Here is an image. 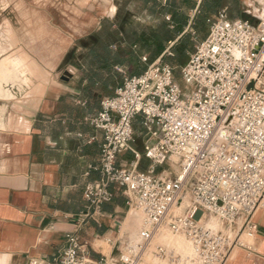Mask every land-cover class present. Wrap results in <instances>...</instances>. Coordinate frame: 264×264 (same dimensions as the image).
I'll return each mask as SVG.
<instances>
[{
    "label": "built area",
    "instance_id": "obj_1",
    "mask_svg": "<svg viewBox=\"0 0 264 264\" xmlns=\"http://www.w3.org/2000/svg\"><path fill=\"white\" fill-rule=\"evenodd\" d=\"M181 72L192 84L186 94L161 56L142 74L125 76L88 118L103 132V142L97 164L90 166L99 178L85 185L79 219L96 220L119 193L142 217L139 241L128 240L113 264H145L148 253L182 261L175 249L155 243L165 228L190 241L193 254L184 259L189 264H225L233 243L246 244L230 243L204 221L209 216L231 226L243 217L253 231L252 216L264 204V20L256 24L221 12ZM138 116L155 140L145 142L142 153L133 146ZM125 152L133 157L127 167L118 162ZM142 156L151 161L146 171L139 169ZM167 162L179 164L173 177L159 170ZM66 242L53 261L33 256L27 264H110L94 257L79 234L69 233Z\"/></svg>",
    "mask_w": 264,
    "mask_h": 264
},
{
    "label": "crops",
    "instance_id": "obj_2",
    "mask_svg": "<svg viewBox=\"0 0 264 264\" xmlns=\"http://www.w3.org/2000/svg\"><path fill=\"white\" fill-rule=\"evenodd\" d=\"M248 1L242 0L244 9L252 5ZM44 29L49 36L54 30L49 24ZM20 34L15 30V37ZM20 45L31 61L29 44ZM67 49L52 52L53 57L44 62V78L34 84H3L11 95L0 96V264H27L33 256L53 261L66 248L69 233L87 240L94 257L114 263L130 237L124 220L127 197L122 193L102 206L96 220L79 219L85 212V185L99 178L90 166L97 164L103 142V132L88 118L122 83L114 80L108 90L102 84L85 90L89 82L80 68L81 59L58 73ZM134 125L133 146L142 153L144 143L155 140L146 134L141 116ZM132 160L131 153L118 157L125 167ZM150 164L142 156L139 169L146 171ZM135 219L142 225L140 215ZM252 222L253 231L245 227L243 217L231 226L224 224L230 243L240 239L246 244L233 243L225 264H264V204L254 212ZM137 235L133 231L131 240Z\"/></svg>",
    "mask_w": 264,
    "mask_h": 264
},
{
    "label": "rangeland",
    "instance_id": "obj_3",
    "mask_svg": "<svg viewBox=\"0 0 264 264\" xmlns=\"http://www.w3.org/2000/svg\"><path fill=\"white\" fill-rule=\"evenodd\" d=\"M249 4L252 5L244 9L241 0V14L235 18L249 19L258 24L264 20L261 18L264 16V0H250ZM114 7L116 10L112 14ZM118 13L123 14L126 24L136 25L149 34L158 29L159 20L149 16L138 2L132 0H0V96L11 95L10 89L3 84L21 81L30 86L37 79L44 78V62L53 57L52 52L55 50L68 48L66 54L61 55L63 65L58 73H62L66 66L82 58L84 47L91 44V35L102 27L103 21H115ZM226 13L231 19V13ZM45 22L54 29L53 32L51 30L50 36L44 32V26L47 25ZM17 29L21 34L15 37ZM25 29L27 36L24 34ZM198 40L193 36V42ZM24 41L29 44L27 51L32 53L31 61L20 45V42ZM14 42L18 45L15 46ZM54 56L57 57L56 54ZM187 61L176 67V78L185 94L192 87L181 72ZM161 170L166 171L165 175L173 177L179 171V164L167 162ZM189 187L186 190L187 196ZM175 211L181 213L182 209ZM139 215L129 207L124 213L130 235L128 240L132 239L133 231L138 234L134 240H139L142 225L135 219V216ZM205 221L209 227L225 234L226 226L223 222L209 216ZM164 230L162 235L155 239V243L175 249L183 257L180 264H189L184 259L192 253L190 243L183 236L174 235L167 228ZM180 261L160 260L154 258L151 253L145 258V264H178Z\"/></svg>",
    "mask_w": 264,
    "mask_h": 264
},
{
    "label": "trees",
    "instance_id": "obj_4",
    "mask_svg": "<svg viewBox=\"0 0 264 264\" xmlns=\"http://www.w3.org/2000/svg\"><path fill=\"white\" fill-rule=\"evenodd\" d=\"M132 1L159 20L158 29L149 34L136 25L126 24L122 13L115 21L104 20L82 54L80 68L89 82L85 90L100 84L108 90L112 81L121 84L125 76L142 74L161 56L176 74V67L188 60L196 44L206 38L212 20L223 11L230 12L231 19L241 14V0H202L195 12L197 0ZM193 36L199 40L193 42ZM143 55H147L148 61L142 60ZM116 66L125 71L120 72Z\"/></svg>",
    "mask_w": 264,
    "mask_h": 264
},
{
    "label": "bare ground",
    "instance_id": "obj_5",
    "mask_svg": "<svg viewBox=\"0 0 264 264\" xmlns=\"http://www.w3.org/2000/svg\"><path fill=\"white\" fill-rule=\"evenodd\" d=\"M115 10H116V7H114V9L112 10V14H114L115 13ZM261 18H263L264 19V17H261ZM184 205L185 204H183L182 205V207H180V208H178V210H181V209H183V207H184ZM178 213V212H177ZM207 225H208V223H207V221H204ZM165 230H162L161 231V233H159L157 236H156V238L155 239H157L159 236H161L162 235V233L164 232ZM184 237V236H183ZM189 243H190V241L186 238V237H184ZM168 239V238H167ZM169 240V239H168ZM132 241H134V242H137V241H139V240H132ZM175 241V240H174ZM174 245V244H173ZM181 245V244H180ZM190 246H191V243H190ZM191 249H192V246H191ZM184 251H186L185 249H184ZM193 254V250H192V253H191V255ZM190 255V256H191ZM150 258V257H149ZM180 263H182V261H180L178 264H180Z\"/></svg>",
    "mask_w": 264,
    "mask_h": 264
}]
</instances>
